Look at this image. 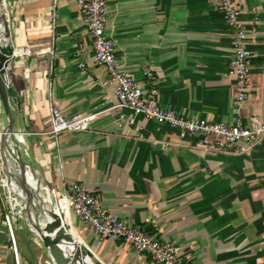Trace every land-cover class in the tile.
Returning <instances> with one entry per match:
<instances>
[{"label": "crops", "instance_id": "crops-1", "mask_svg": "<svg viewBox=\"0 0 264 264\" xmlns=\"http://www.w3.org/2000/svg\"><path fill=\"white\" fill-rule=\"evenodd\" d=\"M5 1L12 42L29 49L11 65L19 98L12 128L29 133L19 144L21 161L55 190L62 181L81 183L112 215L176 246L188 264H264V147L209 150L196 135L179 139L141 115L117 127V114L129 112L116 105L105 68L93 62L75 0ZM105 1L120 67L144 91L155 86L159 105L207 122L264 120V0H230L245 29H255L247 33L249 88L239 103L228 72L230 30L216 0ZM146 67L154 78L148 84ZM50 98L65 117L95 112V119L56 138L33 134L49 127ZM72 221L104 264H157ZM17 237L18 264H42L44 250ZM0 264H15L1 224Z\"/></svg>", "mask_w": 264, "mask_h": 264}, {"label": "built area", "instance_id": "built-area-1", "mask_svg": "<svg viewBox=\"0 0 264 264\" xmlns=\"http://www.w3.org/2000/svg\"><path fill=\"white\" fill-rule=\"evenodd\" d=\"M75 3L81 12L82 23L90 40L93 62L105 68L107 81L111 83L113 94L117 99L116 105L129 112L128 116L123 112L117 114L114 121L117 127L124 124L132 125L134 116L141 115L175 129L179 139L196 135L199 138L198 143L209 150H231L243 154L257 146L264 147V120L251 117L247 126L242 124L238 116L232 123L207 122L204 119L182 116L172 108L159 105L155 99L157 92L155 86H149L148 90L144 91L133 75L120 67L114 54L115 44L105 30L106 1L75 0ZM0 6L7 24L9 10L6 1L0 0ZM216 7L222 13L225 24L230 30L232 58L229 60L228 72L233 78V86L236 90L235 101L239 103L246 99L249 88L247 74L251 52L245 47L247 33H253L255 29H245L239 21L237 7L230 0H216ZM52 17H56L54 11H52ZM9 39L13 50L12 63L16 51L20 58L29 54L27 47L13 44L10 32ZM78 66L82 68L84 63L79 62ZM24 75L26 76L27 73L24 72ZM143 76L147 79V84L154 79L149 67L144 68ZM48 106L50 114L48 129L33 132V134L50 135L56 138L59 133L84 131L88 129L97 114L89 112L65 117L51 98ZM1 110L0 105V113ZM26 134L29 133L16 130L7 131L5 123L0 119V137L7 136L10 145L15 143L19 149V144L22 143V138ZM10 145L8 148L0 144V224L4 228V239L14 263L18 264V237L16 235L18 222L16 219H22L26 223L28 230L32 233L31 243L38 248H42V245L25 217L24 195L17 181L18 168L11 155ZM30 171L41 190L51 198L53 208L66 230L97 264L104 263L76 234L73 217L87 225L100 240L121 239L129 244L134 254L146 255L157 264H188L181 258L176 246L168 241H158L146 230L130 225L125 220L112 215L107 208L101 205L100 196L90 193L81 183L62 181L55 190L44 184L31 167ZM42 264H46L45 261Z\"/></svg>", "mask_w": 264, "mask_h": 264}, {"label": "water", "instance_id": "water-1", "mask_svg": "<svg viewBox=\"0 0 264 264\" xmlns=\"http://www.w3.org/2000/svg\"><path fill=\"white\" fill-rule=\"evenodd\" d=\"M13 50L9 39V30L0 6V119L7 131H12L11 111L18 109L19 98L11 83V64ZM0 144H11L7 136L0 137ZM11 155L18 168L17 181L23 192V209L32 232L41 242L45 252V263L57 258L69 264H97L83 247L66 230L59 215L53 208L51 198L43 192L31 175L30 167L21 161L17 145H10ZM61 247L69 250L61 254Z\"/></svg>", "mask_w": 264, "mask_h": 264}, {"label": "rangeland", "instance_id": "rangeland-1", "mask_svg": "<svg viewBox=\"0 0 264 264\" xmlns=\"http://www.w3.org/2000/svg\"><path fill=\"white\" fill-rule=\"evenodd\" d=\"M16 64H17V61H16ZM16 220L18 222L17 223L18 232H16V235L21 236L23 243H28V241L31 242L32 233L28 230L26 223L22 219H16Z\"/></svg>", "mask_w": 264, "mask_h": 264}, {"label": "bare ground", "instance_id": "bare-ground-1", "mask_svg": "<svg viewBox=\"0 0 264 264\" xmlns=\"http://www.w3.org/2000/svg\"><path fill=\"white\" fill-rule=\"evenodd\" d=\"M20 57H19V55H18V52L16 51L15 52V59H19ZM62 249H61V254H66L67 252H69V250L67 249V248H65V247H61ZM60 257L61 256H59L58 254H57V258L56 259H53V261H52V263L53 264H69L68 262H61V259H60Z\"/></svg>", "mask_w": 264, "mask_h": 264}]
</instances>
